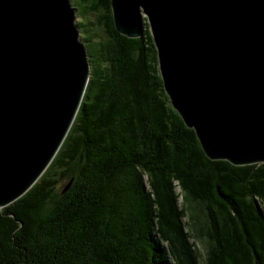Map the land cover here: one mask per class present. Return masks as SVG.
Here are the masks:
<instances>
[{
    "label": "trees",
    "instance_id": "trees-1",
    "mask_svg": "<svg viewBox=\"0 0 264 264\" xmlns=\"http://www.w3.org/2000/svg\"><path fill=\"white\" fill-rule=\"evenodd\" d=\"M76 11L93 14L106 40L78 23L83 98L44 173L0 210V264H199L184 203L204 219L203 264H264V163L205 156L171 107L145 19L130 39L110 0Z\"/></svg>",
    "mask_w": 264,
    "mask_h": 264
},
{
    "label": "water",
    "instance_id": "water-1",
    "mask_svg": "<svg viewBox=\"0 0 264 264\" xmlns=\"http://www.w3.org/2000/svg\"><path fill=\"white\" fill-rule=\"evenodd\" d=\"M116 31L144 19L171 107L205 156L264 163V0H110ZM70 0H0V210L41 177L90 76ZM65 191V190H64Z\"/></svg>",
    "mask_w": 264,
    "mask_h": 264
},
{
    "label": "rangeland",
    "instance_id": "rangeland-1",
    "mask_svg": "<svg viewBox=\"0 0 264 264\" xmlns=\"http://www.w3.org/2000/svg\"><path fill=\"white\" fill-rule=\"evenodd\" d=\"M73 7L76 8L78 11H80V0H70ZM78 23H84L87 28L90 29V32L92 35H94L95 40L102 41L106 40L105 35L103 34L101 27H99L97 23V19L93 14H88L83 19L82 16L77 15L76 11V20L75 24L78 27ZM78 30L80 32L81 27H78ZM81 38V37H80ZM178 204H182L181 198L178 199ZM183 206L187 210V212H192V217L190 220H187L186 218L183 219V221L186 223V229L188 230L190 236L192 237V241H194L195 246L199 252V264L204 263L205 259V252L207 247V241L205 237V229H203L204 219L198 215V220L194 218L197 216L198 211L197 208L194 205H189L188 203H184Z\"/></svg>",
    "mask_w": 264,
    "mask_h": 264
}]
</instances>
